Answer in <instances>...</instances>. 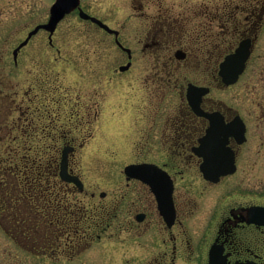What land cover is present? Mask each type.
<instances>
[{"label":"flooded vegetation","instance_id":"af4514ba","mask_svg":"<svg viewBox=\"0 0 264 264\" xmlns=\"http://www.w3.org/2000/svg\"><path fill=\"white\" fill-rule=\"evenodd\" d=\"M167 1L131 0L134 17L146 23L143 31L147 41L138 49L142 57L149 61L146 64L135 65L140 56L138 50L131 49L130 55L117 43L115 33L104 30L90 19L85 20L112 35L118 49L127 54V63L130 62L128 69L121 70L120 67L125 64L118 65L108 76L110 79L135 66L145 72L144 80L137 79L136 72V79L132 82L140 88V96L145 95L147 104L144 103V111L140 110L138 99L133 101V97L130 108L126 106L127 102H123L125 110L129 111L118 114L121 115L118 117L120 128L132 135L131 143L123 141L127 133H119L120 128L114 133L109 127L113 117L108 116L116 113L107 111V99H112L116 89L107 93V81L99 80L101 85L96 87L87 78L82 82L84 85L76 89V85L64 86L56 79H41L35 83H24L19 104L9 97L4 106L5 114L19 111L16 118L20 127L0 125V148L11 150L13 134L18 132L24 146L34 137L35 148L40 152L49 151L60 157L66 147H71L69 170L80 176L74 169L75 154L78 149L89 146L96 131L100 132L98 136L101 135L100 140L105 142L103 146L107 150L114 147L115 158L99 162L101 167L115 171L104 177L105 183L112 185L110 189L97 194L86 189L85 183L80 191L69 182L73 190L68 196L87 198H79L88 210L85 222L72 226L78 235L68 242L72 248L71 255L87 254L84 264H210L212 256L219 264H264V189L259 194H253L257 196L255 199L251 198V187L247 185L252 182L250 168L255 162L241 160L240 147L246 143L249 134L247 121L241 116L246 124V140L243 143H238L234 136L229 137L228 146L233 150L236 170L217 180L209 179L202 170L205 158L198 149L211 122L208 117L193 111L186 95L189 83L207 86L210 91L201 103L205 112L221 113L226 123L239 114L232 107L224 106L219 99L209 96L213 83L220 82L219 6L213 4L211 8L199 9ZM80 5L83 6V0H80ZM149 5L158 7L152 15L148 11ZM247 7L245 5L242 21H237L235 10L229 13L226 21L232 20L233 31L240 33L241 38L252 39L253 53L255 34L263 24L264 4L254 6L249 3ZM75 11L79 12L78 9ZM99 18L105 22L104 18ZM236 22L242 23L243 27ZM2 24L0 17V27ZM33 28L26 30L24 38L10 51L12 63L3 65L5 54L0 55V70H8L9 65L26 71L29 55L23 50L41 31L47 34L51 55L60 54L61 49L54 38L57 28L52 34L45 29L39 30L17 50ZM178 51L185 54L183 58L176 56ZM35 53L37 60V56L40 59L49 52L36 48ZM100 55L104 66L108 67L106 48H102ZM193 55V61H196L188 63ZM196 70L204 72L211 82L199 84L195 79L189 80L188 72ZM112 80L109 82H114ZM23 82L10 86H21ZM0 85L4 83L0 82ZM172 87L182 95L179 110L164 111L168 105L162 107L160 101L163 111H156L154 103L157 94L164 91L165 95L168 90L164 88ZM92 92L100 95L103 105L92 100ZM77 135L83 137L78 138ZM128 165L148 167L144 169L145 179L129 175L126 172ZM117 168L119 170L115 175ZM45 182H41V204L46 214L49 211L51 214L45 217L46 225L51 219L54 225L58 217V183L54 182L51 186L49 181ZM1 186L3 183L0 180ZM97 196L98 202L94 201ZM13 225L9 219L4 231L18 247L24 248L21 237L17 239L14 234L17 229ZM54 238L51 245L41 239L38 254H59V240Z\"/></svg>","mask_w":264,"mask_h":264},{"label":"rangeland","instance_id":"374dc122","mask_svg":"<svg viewBox=\"0 0 264 264\" xmlns=\"http://www.w3.org/2000/svg\"><path fill=\"white\" fill-rule=\"evenodd\" d=\"M54 0H0V17L4 24L0 27V55L3 53L2 64L12 63L11 50L22 40L25 36L26 30H30L37 23L45 22L50 15V7ZM168 3L174 2L175 5H188L195 8H211L214 5L219 6V62L223 57L234 50L238 45L241 35L234 33L232 20L226 21L230 17L229 13L235 10V17L237 21H242L245 18L244 11L248 8V4L259 5L264 4V0H169ZM246 5V8H245ZM83 9L93 16L102 17L105 22L111 27L120 30V41L132 50H138L142 44L147 40L145 38L146 27L144 21L136 19L133 11L131 0H83ZM158 10L155 5H149L148 11L150 15ZM246 13V12H245ZM233 19V18H232ZM25 20V21H24ZM239 26L240 23L236 22ZM243 27V24H242ZM256 42L254 45L252 56L249 60V65L239 80L231 85L225 86L220 81L219 84L213 83L212 91L209 96L219 99L226 107H232L247 121L248 124V140L240 147L242 153L241 160H251L254 166L250 168L253 175L252 182L247 186L251 187V198L255 199V195L259 194L264 189V18L261 29L256 32ZM55 41L61 52L58 56L51 55L49 51L47 34L41 31L36 35L28 46L23 50L24 54L29 55L26 71L8 66V70H0V113L5 115L4 106L7 105L8 99L13 98L16 104L20 103L22 91L25 89L24 83H35L36 80H59L64 86L76 85L81 87L82 82L91 80L92 85L100 86L102 82L107 81V93L115 90L116 94H112V99L109 100L107 111H113L116 114L108 117H113L110 122V129L117 130L120 128L121 117L120 112L129 111L125 107L130 108L132 98L133 101L138 99L140 110L144 111V103H146L144 96H140V88L135 83V73L138 78L144 80V70L141 67L130 68L125 73H118L113 76V80L108 76L113 74L115 67L120 64L127 63V54L121 52L110 34H106L97 26L82 20L77 11L68 14L59 24L55 32ZM41 48L44 53L42 55L43 61H40V56H37L35 49ZM102 48H106L108 67L104 66L100 53ZM10 49V50H9ZM48 50V52H47ZM139 51V52H138ZM139 60L137 64H146L149 61L146 57H142V53L138 50ZM3 54V55H4ZM194 55L190 57L188 63H192ZM39 60V61H38ZM196 61V60H195ZM193 61V62H195ZM1 63V62H0ZM5 63V64H4ZM37 63V65H35ZM1 65V67L3 66ZM3 68V67H2ZM7 68V67H6ZM198 72V73H197ZM141 74V76H140ZM189 80L195 79L199 84L211 82V78L206 77L204 72L194 71L188 72ZM114 82H109V81ZM22 84L17 87H11L10 84ZM122 81L123 83H116ZM35 87V86H34ZM186 88V84L184 86ZM172 88H164L168 90L164 95V91L159 92L154 103L156 111H163L160 108V101L162 107L165 104L168 106L164 111H178L182 103V95ZM35 90V89H34ZM64 90V89H63ZM112 91V92H113ZM138 91V92H137ZM118 92V93H117ZM7 95V96H6ZM9 95V96H8ZM108 95V94H107ZM109 96V95H108ZM135 99V100H134ZM92 100L103 102L99 94L92 92ZM101 100V101H100ZM129 101V102H128ZM6 102V103H5ZM123 102L128 104L125 106ZM114 104V105H113ZM19 111L11 113L10 118L18 117ZM119 133H127L123 141L131 143L132 135L127 131L123 132L122 128ZM90 140L87 148L78 149L74 160V169L81 176L85 183L86 189L95 191L97 194L101 191H107L112 185L105 183L104 177L114 173L110 168L101 167L100 161L105 158H115L114 147L107 150L100 140L99 131ZM76 137L82 138V135ZM138 137V136H137ZM121 140V138L119 139ZM123 141H116L120 143ZM113 155H110L111 153ZM247 169V168H246ZM117 174L119 168L116 169ZM109 191V190H108ZM79 198L86 200L84 196ZM98 202V196L94 200ZM74 256V257H73ZM87 261V254L76 253L75 255L61 252L54 256L40 255L33 250H26L20 248L16 243L8 237L4 231L3 225L0 224V264H84Z\"/></svg>","mask_w":264,"mask_h":264},{"label":"trees","instance_id":"16d2710c","mask_svg":"<svg viewBox=\"0 0 264 264\" xmlns=\"http://www.w3.org/2000/svg\"><path fill=\"white\" fill-rule=\"evenodd\" d=\"M0 115V125L20 127L18 118H10L11 113ZM12 139L11 150L0 148V180L3 183L0 187V224L5 228L10 219L17 229L14 234L17 239L21 237L27 250L38 253L41 239L51 245L54 237H58L60 253L71 254L68 242L78 235L72 226L84 223L88 210L77 196H68L73 189L60 177L61 154L59 157L57 153L38 151L34 137L24 146L19 132L14 133ZM42 181H49L51 186L58 183V217L54 225L52 219L46 225L45 217L51 214L49 211L47 215L41 204Z\"/></svg>","mask_w":264,"mask_h":264},{"label":"water","instance_id":"95a60500","mask_svg":"<svg viewBox=\"0 0 264 264\" xmlns=\"http://www.w3.org/2000/svg\"><path fill=\"white\" fill-rule=\"evenodd\" d=\"M76 8L79 9V15L83 19H90L100 27L110 33L116 34L117 43L130 54V49L123 46L118 39L119 31L112 29L108 24L101 19L88 14L80 6V0H56L51 7L50 18L48 22L37 25L29 32L28 37L17 47V50L25 46L30 38L40 29H46L52 34L58 23L65 17L66 14L72 12ZM252 39H242L236 49L228 53L220 63L219 74L222 82L229 86L238 81L240 75L244 72L248 59L252 53ZM131 55V54H130ZM184 53L178 51L176 56L183 58ZM130 62L127 65L121 66V70L128 69ZM210 91L207 86H199L190 83L187 88V99L192 109L199 115H204L210 119V126L207 129L206 135L201 139V146L198 152L204 156L205 163L202 165V170L205 176L212 180H217L222 175L231 174L236 170L235 156L233 150L228 146L229 137L234 136L238 143H243L246 140V126L240 115H237L231 122L226 123L224 117L219 112L207 113L202 109L201 103L203 97ZM71 147H66L63 150L61 160L60 174L62 179L73 182L80 189H84V184L78 175L69 171V152ZM145 166L129 165L126 167V172L132 176H139L145 179ZM149 181V179L146 178ZM150 182V181H149ZM211 264H217L214 256H212Z\"/></svg>","mask_w":264,"mask_h":264}]
</instances>
